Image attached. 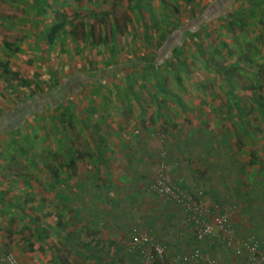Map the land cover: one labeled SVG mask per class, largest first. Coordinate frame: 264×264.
I'll return each instance as SVG.
<instances>
[{
    "label": "rangeland",
    "instance_id": "374dc122",
    "mask_svg": "<svg viewBox=\"0 0 264 264\" xmlns=\"http://www.w3.org/2000/svg\"><path fill=\"white\" fill-rule=\"evenodd\" d=\"M213 1L141 0L142 18L138 0H42L38 14L31 8L32 0H0V60L8 59L17 77L31 81L29 88L18 85L17 78L10 85L0 71V248L10 250L21 264H54L51 262L52 250L58 253L57 262L65 259V264H103L88 259L85 254H77L56 235L59 231L54 219L56 214H62L64 220L80 217L81 221L84 219L82 224L90 227L100 222L91 219L90 201L86 198L88 189H84L79 200L59 198L58 194L71 196L75 188L70 183L76 178L85 179L101 193H107L105 185L109 182L110 188L112 186L109 197L112 195L116 199L108 201L106 207L111 217L116 218L130 198L132 189L128 183L133 178L132 173L129 174L132 169L146 170L147 176L144 177L147 179L165 169L170 181L175 179L179 187L193 190L195 179L204 177V173L200 175L203 165L210 157L224 155L226 146L244 141L245 146L233 149L234 155L238 154L237 157L244 160L254 156L249 154L250 147H257L259 151L264 149L262 119L257 122L248 120V124L252 123L248 125L249 136L246 138L237 111V105L247 110L255 104L256 91L249 89L248 85L264 75V15L257 6L260 1L264 6V0L232 1L224 16L207 17L199 24L197 17H201ZM55 10L63 13L71 23L66 24L61 38L49 45L44 37L54 20ZM229 13L237 18L240 13L244 14V19L241 18L245 23L243 29L237 24L231 34L224 29ZM144 22L154 24L148 32V39ZM172 24L198 33L193 40L185 38L181 44L191 71L180 64L174 66L175 59L172 58V65H160L159 71L155 69L157 74L152 76L151 70L140 67L139 58L158 61L170 51L164 36L173 32L170 30ZM3 41L11 48L16 47L15 50L6 49ZM242 54L247 55L245 61L241 59ZM206 58L218 62L221 68L232 63L238 66L230 76H219L213 66L207 64ZM101 68L106 70L105 77L96 84L83 86L68 97L60 109H44L39 114H30L17 129H4L7 125L4 118L7 112L4 111L11 109L13 103L27 95L33 86V89L42 91L47 88L51 76L57 77L60 83L70 70L88 74ZM157 75L160 85L153 79ZM262 90L264 93V87ZM54 113L57 115L55 125L51 120ZM84 117L88 121L87 127L81 122ZM107 132H110L109 136H106ZM99 135L105 136L104 141L98 140L105 150L101 165L90 155ZM209 136L213 137L215 148L208 146ZM64 143L69 144L76 154L87 153L86 158L77 163L78 172L71 178L67 176L66 167L64 169L67 163ZM137 147L144 151L137 159L139 167H134V160L127 167L126 154L131 149L137 154ZM168 148L178 161L167 153L164 166H159L143 157L149 153H163ZM191 154L201 156L187 162ZM186 162L189 168L183 167ZM54 168L59 173L56 178L51 172ZM210 174L213 175V171ZM57 178L60 179L58 183ZM65 178L71 188L62 183ZM118 184L122 189H114ZM132 204V211L138 215L147 217L150 211L153 214L158 212L156 199L150 195L134 200ZM101 206L94 203L92 209ZM165 209L170 214L166 223L157 225L159 240L166 244L171 242L175 239V228L179 227L181 241L189 238L191 247L193 233L183 224L182 210L175 205L170 207L171 210ZM226 215L235 214L226 211ZM136 218V223L143 224L141 218ZM115 221L109 218L112 229ZM106 236L117 241L120 234L114 232ZM212 244L213 249L220 248L215 240ZM104 250L105 256L113 255L109 264L133 262L128 258L119 261L117 256L114 257V247H105ZM166 252L167 258H161V264H176L170 262L171 253L167 247ZM136 259L138 264L151 263H144L139 257Z\"/></svg>",
    "mask_w": 264,
    "mask_h": 264
},
{
    "label": "trees",
    "instance_id": "16d2710c",
    "mask_svg": "<svg viewBox=\"0 0 264 264\" xmlns=\"http://www.w3.org/2000/svg\"><path fill=\"white\" fill-rule=\"evenodd\" d=\"M95 1V0H93ZM139 4H138V11L140 16L143 18V11H142V7L140 5V1L138 0ZM187 0H184V2H186ZM232 1L235 0H215L213 1V3H211L208 7H206V10L202 13L203 15L201 17H197V20H199V24L201 23L202 20H206V18L208 17L209 19H211L212 17H216V18H220L222 16L225 15V13H227L228 8L230 7V3ZM42 0H32L31 2V8L34 9L36 11L35 14L39 13V8L42 7L41 4ZM259 10H261V12L264 15V6H263V2L260 1L257 4ZM242 9V8H241ZM244 15V14H243ZM242 13H240V15H238V18L235 16L233 13H229L230 18L228 20H226L225 24L223 25L224 29L228 32V33H232L233 27L235 24H237L238 28L243 29V27L245 26V23L242 22L243 20L241 18H243ZM36 16V15H35ZM246 16V15H245ZM205 17V18H204ZM239 19L241 20V22L239 23ZM244 19V18H243ZM71 21L68 20L65 15H63V13L55 10L54 11V20L52 21V23L47 27L46 33H45V41L49 44L52 45L53 43L56 42V40H59L61 38V34L65 33L66 30V24H70ZM144 27H145V35H146V39H148V32L151 30L152 26L154 25L152 23V25L147 24L146 22L143 23ZM171 31H173L171 33V35L164 36V41L166 40L167 42V49L170 51L165 53L163 57L159 58L158 61L156 59H152V58H139V65H141L140 67H142V69L145 70H151V74L153 76V74H157L155 72L159 71V66L163 65V64H169L172 65L173 62H171L170 60L173 58L175 59L174 62V66L175 64H180L181 66L185 67L188 69V72L191 71V69L189 68V62L186 60L185 54L183 53V51L181 50V44L184 43V39L185 38H190V40H193V38L195 37L197 31H190L188 29H182L181 27H179L176 24H172L171 26ZM199 32V31H198ZM72 33V32H71ZM170 34V32H169ZM198 35V33H197ZM163 42L158 43V47L160 45H162ZM172 44V46L170 47L169 44ZM3 45L6 49L13 51L15 50L16 47L11 48V45L5 41H3ZM170 47V48H169ZM202 48L200 47L199 51L200 53H202ZM247 55L242 54L241 55V59H243L244 61L246 60ZM205 61L207 62V64L209 63L211 66H213L214 71L220 76V75H231L233 73V70L236 68L235 66H238L237 64H231L229 65L227 68H221L220 65H218L216 63L212 62L211 58H206ZM117 66L114 68L116 69ZM0 71H1V75L4 78L5 82H7L8 84L11 85V82L13 79L17 78V84L23 87H30V83L31 81L28 78L25 77H17V73L13 72L10 68L9 65V60L5 59L3 61L0 60ZM105 69L101 68L98 69L96 72L90 71V73L85 74V73H81V72H74V70H70L68 75L60 82L58 83V79L57 77H52L51 79H49L47 81V88L43 89L42 91H39L37 89H33L35 88L34 86L32 88H30L28 90V94L25 95L23 98H20V100H18L17 102L13 103V106L11 109H9L8 111H4L7 112L4 115L6 122V126H5V130H15L17 129L19 126H21V124H23L25 122V120L28 118V116L30 114H39L42 110H46V109H60L59 107L64 103V101L66 99H68V97L72 96L73 94L77 93L80 91L81 88H83V86H86L87 84H96L97 82H99L100 79L105 77ZM156 77V79H155ZM153 77V79L155 80V82L160 85L161 81H160V77L157 75ZM262 79H264V75L261 76ZM262 79H255L254 81H256L255 83L252 82V84L248 85V88L252 90L256 91V96L254 98L255 104L250 105L249 108L246 110L244 106H239L237 105V111H238V119H239V124H240V128L241 131L243 133V136L248 138L249 136V129H248V125L251 124L252 122H257L259 119H262L264 121V93L262 92V88L264 87V80ZM258 81L261 82V85H258ZM256 88V89H254ZM46 90V91H44ZM238 104V103H237ZM63 106V105H62ZM67 110V109H65ZM3 112V113H4ZM56 114L54 113L53 115H51V120L53 121L52 123L55 125L54 121L56 120ZM250 119V122L248 124V120ZM81 122L83 123L84 126L87 127L88 125V121L86 120V118H82ZM106 136H109L108 134H110V132L106 133ZM164 136V135H163ZM105 138V136L99 135L97 139L94 140V149H92L91 151V157H95V159L97 160L98 164L101 165L103 164V160L105 159L103 153L105 152L104 150V146L101 143L102 141H104L103 139ZM100 140V141H98ZM208 141V146H210V148H215V145L212 144V141H214L213 137H208L207 138ZM244 144V146L246 145L244 141H237V144L235 145L236 148L241 147ZM230 146H226V150L224 155H222L220 157V164L219 166H217V164H213L214 169L213 171V175L214 178H219L220 179V185L226 190H230V188H228V182L232 183L233 181V177H234V171H236V169H238L239 171L243 170L244 167H252L251 165L253 164H260V167H264V149L262 150H257V147H250V155H254L252 156V158L245 159V162H240L242 161L241 158L237 157V155H234L233 149H234V145ZM137 150V154H134V152L129 151L128 154H126V158L127 159V167H129V164L132 163L133 159L136 160V162L139 164V160L140 156H142V154L144 153V151H142V149H140V147L136 148ZM232 149V151H231ZM63 152H65V155L67 157V163L64 166V169L66 167V170L69 171V173L67 174V176L69 178H71L72 176H75L78 172L77 169V163L79 161H81L82 158H86L87 153L84 152H80V153H75L72 149L71 146L69 144H65L64 143V147H63ZM135 150V149H134ZM206 150V149H205ZM241 150V148H240ZM192 152H197L192 150ZM203 152V151H202ZM201 152V154H202ZM207 152V151H206ZM170 153V148L167 149V151L163 152V153H152V154H146V156H143L145 158V160L151 161L152 165H156L157 163L159 164V166L163 165L164 166V158L166 156H168V154ZM201 154H191L190 158L187 159V162H191L193 158L195 157H200ZM208 155V154H206ZM154 156V159H152L151 157ZM172 156L171 153L169 154V157ZM173 157V156H172ZM152 159V160H151ZM173 159L175 161H178V157L174 156ZM244 160V159H243ZM167 161V160H166ZM160 162V163H159ZM183 166L186 168H189L188 165ZM168 163V161H167ZM82 164V163H79ZM134 165V167L137 169L135 163H132ZM162 166V167H163ZM204 169L201 172L200 175H203V173L205 174L208 170H210L212 167L210 166V164L208 163L207 160V164L203 165ZM97 166H94V168L96 169ZM125 169V166H124ZM158 169V168H157ZM133 170V171H132ZM130 171L129 174L132 173V180H136L137 178L140 179L139 181H136L135 183L131 182L130 183V187L132 190H134V192L139 191L141 192V194H143L144 196H152L156 199V206H157V214H153L150 211L149 216H145L144 214H135L133 209V202L134 200H136L135 198V194H131L130 198L127 200V204L126 206L122 209V213L120 216L114 218L112 217V221L115 219V224H114V229H112V224L107 223L106 226L104 225V220L102 219L104 216V212L109 210L107 209V203L108 201H112L113 199H116L115 196L110 195L112 194L111 192V188L108 185L109 182H107V184L105 185V189H107V193H101V192H96L92 186L89 183H86L87 181L83 178H76V180L72 184V188H75V191L72 192V195L70 197H66V195L64 196L63 194H58L59 198H64V199H73V194L75 193V195L77 196V194H81L84 193V189L86 188V190L88 189L87 193H86V198L87 201H90V215H91V219L94 220H99V224L97 223V226L94 227H90L87 225H83L82 224V220L79 218L77 221L73 222L71 221V218L69 220V218L67 219H63V215L62 214H56L55 215V220H56V227L58 228L59 231L61 230H65V233L63 234V241L64 244L68 245L71 247L72 250H74L77 254H85V256L88 259H96L98 260L100 263L103 264H109V260L112 259L113 257H108L104 255V252L102 250L105 249V244H107V247L109 248L114 247V257L117 256L119 258H128L129 261H133L134 263L138 264L137 261V257L140 258V260L142 259V262L144 263H150V264H161V261L159 260V258L157 256H155L154 252L150 251L151 254V259L149 260H145L142 257V253L139 251V249L134 248L132 250H128L127 249V243L128 241H130L133 236L135 235H139V234H145L148 237H151L152 240H155L163 245H165L167 247V245L165 243H163L160 240H157V236H158V232H157V225H163L164 223H166L167 218L170 214V211H168L165 208H169L173 205L178 206L180 210H182L183 212V217H184V207L179 205L178 203H175V201L171 200V196L168 194H159L153 190L150 189V186L155 184L156 180L158 177H163L164 180L166 181V185H169L174 192L177 193V190L179 189L182 192H185L187 194L190 195H197L201 200H203L204 202L205 200V191L206 189L203 187L205 185H201L200 184L203 182H206L207 179L206 177H202V179L199 177L198 179H195L194 183L195 186H193V190L188 189L186 187H179L178 183L176 182L177 180H173L170 181L167 177V173L165 169L160 170L158 173L155 174V176L153 178H145L144 176H147L146 174V170L144 172H141V170H139L140 172L138 173V170H134L132 169ZM52 172V176L54 178H56L57 176H59V173H57V169H51ZM138 173V175H137ZM216 173V174H215ZM161 175V176H160ZM231 178V180H229ZM57 183L60 179H56ZM146 180V181H145ZM202 180V181H201ZM140 181H143V184H141ZM62 183H64V186L67 185L68 188H71V185L68 184L66 178L65 180L62 179ZM101 183H106V182H101ZM98 184V183H96ZM207 184V183H204ZM104 185V184H103ZM102 185V187H103ZM208 185V184H207ZM97 186V185H96ZM90 187V188H89ZM122 189L121 185H114V189ZM204 189V190H203ZM93 190V191H92ZM110 190V191H109ZM221 193V192H220ZM75 196V197H76ZM90 197V199L88 198ZM126 197V196H124ZM147 198V197H146ZM142 199V198H141ZM94 203H100L102 204L101 208L97 209V210H93L92 207L94 205ZM111 203V202H109ZM206 203V202H205ZM15 205V203H12ZM207 204V203H206ZM171 205V206H170ZM209 207L212 206H216L217 209L219 210V212H226V211H231L234 208H236V204L235 202H231L229 199H224L222 200V196H220V203L214 201L212 204H207ZM170 206V207H169ZM110 208V206H109ZM112 210V208H110ZM166 211V213L163 214V212ZM113 211V210H112ZM117 211V210H115ZM136 217L141 218L144 222L143 224H138L136 223ZM114 218V219H113ZM102 219V220H101ZM176 220V218H174ZM229 218L227 217V220ZM189 221H185L184 219V225L185 227H187L189 229ZM161 223V224H159ZM101 224V225H100ZM229 226L230 223L228 222ZM48 226V225H47ZM46 226V228H47ZM171 226H175L172 225ZM50 227V226H49ZM231 227V226H230ZM75 230V231H73ZM59 231L57 232V235L62 237L61 233H59ZM73 231V232H72ZM119 233L120 236L118 238L117 241H115V239H112L111 236H106V238H102L100 234H112V233ZM94 234V236L92 235ZM99 234V236H98ZM81 237V239H79ZM83 237V238H82ZM194 238V235H193ZM264 239V234H262V236H254V237H248L245 238L243 241L246 242H252V241H263ZM263 244L258 245V247L260 249L263 248ZM53 251V255L54 257L52 258V262L55 264L59 263V264H65L66 260H62L60 262H57L56 259H58V253H56L55 250ZM105 251V250H104ZM171 255V254H170ZM120 264V263H117Z\"/></svg>",
    "mask_w": 264,
    "mask_h": 264
},
{
    "label": "crops",
    "instance_id": "0c3cea01",
    "mask_svg": "<svg viewBox=\"0 0 264 264\" xmlns=\"http://www.w3.org/2000/svg\"><path fill=\"white\" fill-rule=\"evenodd\" d=\"M133 160L136 162L135 159ZM241 160L242 161L240 162H243V163L245 162V160L243 159ZM208 163L210 164L211 167L213 166L214 163L217 164V166H219L220 158L216 156L210 157L208 159ZM135 165L136 167H139L137 162ZM251 166L252 167L250 168L244 167V169L241 171H239L238 169L234 171V177H233L232 183L228 182V188H230V190L228 189L225 190L220 185V179L219 178L216 179L214 178V175L210 174V171L214 169V166L204 174L207 181L206 182L202 181V183L200 184V186L202 184L205 185L203 187L206 189L205 200L207 203L212 204L214 201L220 203V196H222V200L229 199L231 202H235L236 208L231 210L234 212L235 215L228 217L229 218L228 222L230 223V226L234 232V235L238 237L239 239H245V238L254 237V236L257 237V236H262V234H264V167H260V164L258 163L253 164ZM139 172L140 171L138 170V173ZM139 180L140 179L138 178L136 180L134 179L132 180L131 178L129 179L128 184L130 185L131 182L135 183L136 181H139ZM140 182L141 184H143V181H140ZM204 183H207L208 185ZM193 186H195V183H193ZM129 194L130 195L135 194L136 200L147 197L141 194V192L139 191L134 192V190H131ZM75 196L76 195L74 193L72 196L73 197L72 200H79L80 195L77 194V196L76 197ZM68 218L70 220V217ZM79 218L80 217H76L75 219H71V221L75 222ZM109 218H112L110 213H108V211L106 213L105 211L104 216L102 218L104 220L105 226L108 223ZM174 232H175L174 237L176 240L174 239L171 242L166 241L167 244L165 243L167 245V249L169 250V252L173 254V253H182V252L187 251L191 245V244L189 245L190 239L188 238V239H185L184 241H181L182 240L181 239L182 230L179 227L175 228ZM63 233H65V230H63ZM63 233H61L62 237L58 236L57 234L56 235L57 237H59V239L64 240ZM100 235L103 239L106 238V234L104 235L100 234ZM158 237H160L159 234L156 237L157 240H159ZM160 241L163 242V240H160ZM105 247H107V244H105ZM200 247L204 253L205 252L208 253V250L212 249L211 253L216 259L215 264H242V259L240 256H234V254H232L230 251L225 249L221 244H220V248L216 249L214 245L215 249H213V244L210 243L209 240H203L200 242ZM0 249H1L0 254L1 252L3 253L6 251H10L4 248L3 249L0 248ZM261 250H264V246ZM218 251H220V254L218 253ZM51 258H53V252L51 253ZM117 259L120 261L125 258L118 257ZM93 260H96V259H93ZM132 264H137V263L132 262ZM193 264H207V263H205L204 261H201V262L199 261Z\"/></svg>",
    "mask_w": 264,
    "mask_h": 264
},
{
    "label": "built area",
    "instance_id": "2783aa9c",
    "mask_svg": "<svg viewBox=\"0 0 264 264\" xmlns=\"http://www.w3.org/2000/svg\"><path fill=\"white\" fill-rule=\"evenodd\" d=\"M161 176V175H160ZM150 189L159 194H168L171 200L184 207V219L189 221V229L194 235V244L185 252L173 253L170 255V262L176 264H193L204 261L207 264H215L216 259L211 253H204L199 246L203 240H214L225 249L236 256H240L242 264H264V250L259 249L258 245H264L263 241H238L232 228L228 224L226 212H219L214 205L209 207L203 200L196 195H190L177 190V193L166 185L164 178L158 177L155 184ZM139 249L145 260L151 259L150 251L154 252L159 258H167L166 246L161 243H152V239L145 234L134 235L128 242L127 249ZM165 258V259H166ZM0 264H21L16 256L10 252H1Z\"/></svg>",
    "mask_w": 264,
    "mask_h": 264
}]
</instances>
